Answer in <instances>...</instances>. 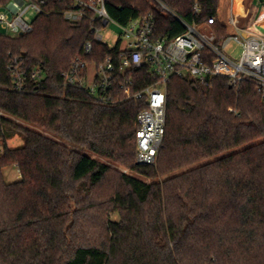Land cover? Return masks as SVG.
I'll return each instance as SVG.
<instances>
[{"label":"trees","instance_id":"trees-1","mask_svg":"<svg viewBox=\"0 0 264 264\" xmlns=\"http://www.w3.org/2000/svg\"><path fill=\"white\" fill-rule=\"evenodd\" d=\"M161 1L189 25L215 19L211 30L220 41L228 36L219 0ZM64 6L49 3L51 13L36 17L29 34L0 31V264H264V90L233 88L223 77L171 79L156 165L138 168L136 117L146 98L117 94L101 105L64 85L89 27L66 22ZM107 11L121 25L151 14L157 39L185 31L154 0H108ZM94 51L100 57L90 61L99 62L109 48ZM14 60L43 79L14 92ZM134 79L133 92L150 84L142 70ZM7 127L20 133L21 146L7 147ZM111 164L150 182L117 174L102 200ZM9 166L18 182L5 183ZM105 210L119 219L101 217Z\"/></svg>","mask_w":264,"mask_h":264},{"label":"built area","instance_id":"built-area-1","mask_svg":"<svg viewBox=\"0 0 264 264\" xmlns=\"http://www.w3.org/2000/svg\"><path fill=\"white\" fill-rule=\"evenodd\" d=\"M107 1L10 0L0 9V31L10 37L31 33L34 19L51 13L47 11L51 2L65 5L60 14L66 22L78 25L86 21L89 25L87 38L64 74V85L83 91L101 105L113 103L117 94L125 99L146 98L147 108L136 117L135 165L138 168L156 164L164 139L166 90L171 79H191L206 84L216 77H223L233 88L252 83L258 90H264V33L256 24L239 27L238 16L232 12L228 25L234 32L220 41L210 28L215 19H208L201 26L189 25L161 0H154L162 12L175 17L185 29L173 39H157L151 14L121 25L110 18ZM29 11L35 16L27 22L24 17ZM195 12H198L197 8ZM109 24L120 31L114 47L106 45L100 35ZM231 42L242 48L237 61L225 52ZM95 45L109 48L108 54L99 62L90 61L91 57H100L94 51ZM138 70L145 73L150 84L133 92L134 73ZM8 71L12 90L16 93L26 92L28 81L43 79L40 70L27 73L17 60L10 64Z\"/></svg>","mask_w":264,"mask_h":264},{"label":"rangeland","instance_id":"rangeland-1","mask_svg":"<svg viewBox=\"0 0 264 264\" xmlns=\"http://www.w3.org/2000/svg\"><path fill=\"white\" fill-rule=\"evenodd\" d=\"M231 1V0H230ZM229 0H219V7H218V20L223 25L227 27V30L229 34H232V28L228 25V20L231 15L230 11V2ZM242 6H243V16L237 15L239 20V27H248L251 25L256 24L258 27V30L264 33V17L262 15H259V11L261 7H264V0H242ZM35 14L31 11H29L24 19L27 22H30L34 18ZM119 29L113 24H109L103 31L101 32L102 40L103 42L108 45L109 47H114L118 35H119ZM242 48L234 43L231 42L228 44V46L225 49L226 54L230 56L231 59L234 61H237L241 55ZM6 119H8L11 123L15 125H19L23 128L35 130L39 133H44L41 129L29 126L27 124H24L20 122L17 119H14L12 117L4 116ZM8 133L11 134L10 137L6 138V145L8 148H17L23 144L21 135L16 130L12 129L11 127H7ZM3 149L0 147V154H2ZM93 158L97 159L96 157L92 156ZM100 162H105L103 159H98ZM156 165V164H155ZM111 168L114 172L110 174V176L107 178L105 182V187L101 190L100 198L103 200L110 192H112L113 185H116L117 181V174H126L133 176L143 182L149 183L150 180L141 174H139L137 171H130L126 168H123L121 166L111 164ZM3 178L6 184H12L15 182H18L20 180L19 172L16 167L9 166L2 169ZM107 206L103 207L106 208ZM101 217H107L113 221H117L119 219L118 215L112 212H109V210H105L104 212H101ZM98 233V230H94L93 235H96Z\"/></svg>","mask_w":264,"mask_h":264},{"label":"bare ground","instance_id":"bare-ground-1","mask_svg":"<svg viewBox=\"0 0 264 264\" xmlns=\"http://www.w3.org/2000/svg\"><path fill=\"white\" fill-rule=\"evenodd\" d=\"M240 1L241 0H233V12L236 14H242V7L240 5ZM259 15H262V17H264V7L260 8Z\"/></svg>","mask_w":264,"mask_h":264},{"label":"crops","instance_id":"crops-1","mask_svg":"<svg viewBox=\"0 0 264 264\" xmlns=\"http://www.w3.org/2000/svg\"><path fill=\"white\" fill-rule=\"evenodd\" d=\"M230 1V0H229ZM231 3H230V11H231V13L233 12V0H231L230 1ZM240 5H241V7H242V14H236V13H234V15H240V16H243V13H244V11H243V6H242V0L240 1ZM259 15V14H258ZM221 23V22H220ZM222 24V23H221ZM225 26V25H224ZM226 27V26H225ZM227 28V27H226ZM227 32H228V30H227ZM234 32V30L232 29V33ZM228 34H229V32H228Z\"/></svg>","mask_w":264,"mask_h":264}]
</instances>
